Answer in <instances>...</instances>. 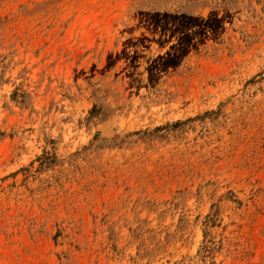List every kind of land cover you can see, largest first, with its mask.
Masks as SVG:
<instances>
[{"label": "rangeland", "instance_id": "1", "mask_svg": "<svg viewBox=\"0 0 264 264\" xmlns=\"http://www.w3.org/2000/svg\"><path fill=\"white\" fill-rule=\"evenodd\" d=\"M0 264H264V0H0Z\"/></svg>", "mask_w": 264, "mask_h": 264}]
</instances>
